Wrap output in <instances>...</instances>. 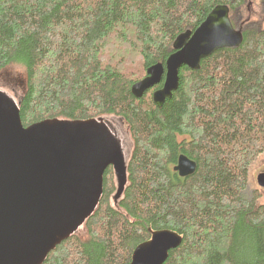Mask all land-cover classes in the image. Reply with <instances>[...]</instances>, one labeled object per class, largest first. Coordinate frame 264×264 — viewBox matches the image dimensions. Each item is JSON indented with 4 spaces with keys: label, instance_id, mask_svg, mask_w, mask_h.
<instances>
[{
    "label": "trees",
    "instance_id": "1",
    "mask_svg": "<svg viewBox=\"0 0 264 264\" xmlns=\"http://www.w3.org/2000/svg\"><path fill=\"white\" fill-rule=\"evenodd\" d=\"M264 1V0H263ZM244 0H0V72L24 69L20 118L121 119L133 148L118 209L111 167L86 237L72 236L43 264H130L150 231L182 237L164 264H264V205L242 197L264 153V23L236 49L182 67L158 109L131 87L166 61L175 38L218 5ZM240 27L244 25L239 24ZM240 29V28H238ZM180 154L197 163L179 178Z\"/></svg>",
    "mask_w": 264,
    "mask_h": 264
},
{
    "label": "water",
    "instance_id": "2",
    "mask_svg": "<svg viewBox=\"0 0 264 264\" xmlns=\"http://www.w3.org/2000/svg\"><path fill=\"white\" fill-rule=\"evenodd\" d=\"M243 33L231 23L230 6H216L197 29L175 38L164 64L148 68L131 94L140 99L162 82L151 96L161 109L177 91L182 67L200 70L201 62L217 51L238 48ZM20 107L21 100L0 90V264H43L95 213L108 167L115 184L111 199L118 208L128 185L130 156L106 118L48 119L24 127ZM196 169L195 161L180 154L172 171L184 179ZM256 183L264 190V172ZM149 232L130 264H164L182 243L173 231Z\"/></svg>",
    "mask_w": 264,
    "mask_h": 264
},
{
    "label": "rangeland",
    "instance_id": "3",
    "mask_svg": "<svg viewBox=\"0 0 264 264\" xmlns=\"http://www.w3.org/2000/svg\"><path fill=\"white\" fill-rule=\"evenodd\" d=\"M248 19V23L245 20ZM231 23L234 28L242 30H258L264 23V1L263 0H245L243 11L240 9L231 11ZM244 25L240 27L239 24ZM245 23V24H244ZM0 90L6 92L16 101L21 100L26 90V74L23 68L12 66L0 72ZM115 133L120 137L127 156H130L133 144L129 136L128 130L121 119L113 117L106 118ZM264 172V153L260 155L252 164L248 173V181L242 197L251 200L255 193H259L260 197L257 204L264 205V190L258 187L256 177L259 173ZM112 201V199H111ZM113 204V201H112ZM114 205V204H113ZM114 208L119 210L117 206ZM80 237H86L85 229L79 230L77 233Z\"/></svg>",
    "mask_w": 264,
    "mask_h": 264
},
{
    "label": "flooded vegetation",
    "instance_id": "4",
    "mask_svg": "<svg viewBox=\"0 0 264 264\" xmlns=\"http://www.w3.org/2000/svg\"><path fill=\"white\" fill-rule=\"evenodd\" d=\"M244 2H245V0H244ZM243 4H244V3H243ZM243 4H242L241 6H239V7H237L236 10L240 9L241 11H243ZM245 23H246V24L248 23V19L245 20ZM245 23H244V24H245Z\"/></svg>",
    "mask_w": 264,
    "mask_h": 264
},
{
    "label": "bare ground",
    "instance_id": "5",
    "mask_svg": "<svg viewBox=\"0 0 264 264\" xmlns=\"http://www.w3.org/2000/svg\"><path fill=\"white\" fill-rule=\"evenodd\" d=\"M152 96V95H151Z\"/></svg>",
    "mask_w": 264,
    "mask_h": 264
}]
</instances>
